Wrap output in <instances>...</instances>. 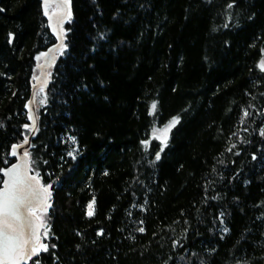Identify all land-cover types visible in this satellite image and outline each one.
<instances>
[{"label": "trees", "instance_id": "16d2710c", "mask_svg": "<svg viewBox=\"0 0 264 264\" xmlns=\"http://www.w3.org/2000/svg\"><path fill=\"white\" fill-rule=\"evenodd\" d=\"M68 2L28 151L38 264H264V0ZM44 3L0 0V187L58 42Z\"/></svg>", "mask_w": 264, "mask_h": 264}, {"label": "snow or ice", "instance_id": "6c2138e0", "mask_svg": "<svg viewBox=\"0 0 264 264\" xmlns=\"http://www.w3.org/2000/svg\"><path fill=\"white\" fill-rule=\"evenodd\" d=\"M228 7H232V4H229ZM2 11V9H0ZM101 39H103V34H101ZM260 67L264 70V61L261 62ZM31 103V102H30ZM153 109L156 108V105H152ZM245 112V116H247ZM29 119H33L32 116H29ZM178 123V119L173 118L171 126H175ZM25 127H29L25 125ZM264 135V131L261 132ZM74 139V138H73ZM28 141L25 140V143ZM19 146H12L11 155H16V149ZM163 149H161L162 151ZM25 157L28 156V152L23 153ZM69 156H72L73 153L69 152ZM156 159H160L159 153L156 155ZM5 175L9 176L7 181H4V189L0 191V264H16L14 260V253L18 249H23L29 245L30 241L23 239L25 227H30L29 218L25 215L27 209L32 205L33 199L35 197V188L32 181H36V176H27L26 171L21 172L19 166L13 165L4 172ZM27 189V191L25 190ZM43 191L45 193L49 192L48 187H44ZM87 215L91 217L94 215L93 204H89ZM15 225V227H14ZM139 231L143 232L144 229L140 228ZM227 231V229H225ZM103 234V233H98ZM30 235H35L31 233ZM47 236V230L44 233ZM55 247V245H53ZM41 251L47 252V244L41 243L39 247H27L24 259L32 260L33 264H38L39 253ZM201 264L203 262L201 261Z\"/></svg>", "mask_w": 264, "mask_h": 264}, {"label": "water", "instance_id": "95a60500", "mask_svg": "<svg viewBox=\"0 0 264 264\" xmlns=\"http://www.w3.org/2000/svg\"><path fill=\"white\" fill-rule=\"evenodd\" d=\"M50 3H60L63 6V11L60 12H53L51 15L48 16L49 23L54 29L55 33L58 36V42L51 45L43 54L42 62L39 66V73L35 77L34 84L32 85L31 89V96L29 100L30 108L33 111L34 114V120H35V127L31 134L28 137V142L22 145H19L16 149V155L17 160L12 165H10L8 168L12 167L13 165H17L20 168V171L23 173L26 171L27 176H36L37 180L32 181L35 188V197L33 199L32 205L29 209L26 210L25 215L29 218L30 221V227H25L24 229V236L23 239L29 240L30 243L23 249H18L14 253V260L16 261V264H23L27 262L28 259H24V254L27 249V247H34L40 240L43 230V222L40 219V217L36 214L35 210H40L48 206L50 201V195L51 192L49 190L48 193H45L43 191V188L45 187L39 177L33 173L31 169V162H30V155L28 153V156L25 157L23 153L25 151H29L30 144H31V138L33 134L37 130L38 126V120H37V112L35 107V95L36 92L39 89H45L49 83L50 80V68L56 58L57 51L62 49L65 43L64 40V34H63V28L62 24L64 21H66L70 16V4L68 0H49ZM13 36H11L12 41ZM31 102V103H30ZM7 170V168H6ZM5 170V171H6ZM9 179V176L4 174V181H7ZM4 181L2 187H0V191L4 189ZM27 191V189H25ZM15 227V225H14ZM35 233V235H30L31 233ZM11 264V261L9 262Z\"/></svg>", "mask_w": 264, "mask_h": 264}, {"label": "rangeland", "instance_id": "374dc122", "mask_svg": "<svg viewBox=\"0 0 264 264\" xmlns=\"http://www.w3.org/2000/svg\"><path fill=\"white\" fill-rule=\"evenodd\" d=\"M44 6H45V12L48 16L51 15L53 12L63 11V6L60 3H50L49 0H45ZM42 58H43V54L38 59L39 61L38 62V73H39V66L42 62ZM262 61H264V57L261 59L260 65ZM36 104H37V100H36V95H35V107H36ZM170 125L171 123L167 124L166 126L162 128H155L153 131V135L165 141L169 137L170 128H171ZM90 203L92 204L93 202H90ZM43 209L35 210L36 214L40 217V219L42 218L41 211ZM40 244H41V241L39 240V242L34 247H39Z\"/></svg>", "mask_w": 264, "mask_h": 264}]
</instances>
